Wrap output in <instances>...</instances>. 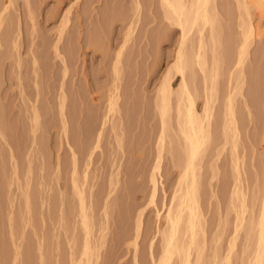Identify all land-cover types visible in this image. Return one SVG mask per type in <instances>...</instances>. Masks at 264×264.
Segmentation results:
<instances>
[{"label":"rangeland","instance_id":"rangeland-1","mask_svg":"<svg viewBox=\"0 0 264 264\" xmlns=\"http://www.w3.org/2000/svg\"><path fill=\"white\" fill-rule=\"evenodd\" d=\"M30 1L32 19L23 0H15L7 10L6 24L1 26V31L7 26L8 36L0 41V126L6 130L0 132V264H72L81 256L85 233L71 186V152L77 155L80 151L86 118L95 111L103 115L114 77L110 61L128 29L118 80L125 151L118 147L117 130L112 129V121L121 114H114L103 127L99 148L93 150L88 167L78 158L75 178L89 218L90 264L95 259L96 264H151L150 253L157 258L161 246L156 228L180 170L171 164L180 157L173 141L171 153L168 149L163 153L154 203H150L149 173L156 153L153 137L159 127L154 97L164 68L173 60L178 34L167 30L165 38L158 39L163 32L160 35L156 0H138V13L135 0H62L58 6L55 0ZM217 3L220 11L215 27L220 49L215 57L206 51L205 73L192 65L188 78L193 95L200 96L203 86L211 84V70L214 66L217 70L212 81L214 126L195 172L201 213L198 232L202 233H197L190 259L192 264H225L223 258L229 253L226 264H248L254 255L253 228L264 195V0L258 7L251 5L248 15L238 9L236 0ZM67 10V26L56 42ZM239 16L254 28L241 78H237L239 70L231 68L239 40ZM88 42L96 49L87 47ZM55 45L61 58L54 52ZM62 61L67 64L64 78ZM230 69L233 79L229 85L243 81L240 93L235 91L233 96L239 129L236 149L228 142L224 146L220 143L219 118L225 110ZM173 76L170 85L175 88L179 77ZM61 82L66 95L65 136L57 106ZM200 101L197 98V103ZM33 103L41 114L38 128L31 133L30 114L25 117L24 110ZM167 127L172 135L176 127L173 109ZM235 182L237 195L231 193ZM157 210L161 216L155 215ZM138 211H142L141 228L134 249L131 240ZM237 223L241 226L235 233ZM177 261L174 257L170 264Z\"/></svg>","mask_w":264,"mask_h":264},{"label":"bare ground","instance_id":"bare-ground-1","mask_svg":"<svg viewBox=\"0 0 264 264\" xmlns=\"http://www.w3.org/2000/svg\"><path fill=\"white\" fill-rule=\"evenodd\" d=\"M14 1L15 0H0V41H2V38L3 40H5L4 39L6 38L5 36H8L7 26L3 28L4 29V31L2 30L3 32L1 31V26L6 24L8 18L7 10L12 5H14ZM55 1L57 3L56 5L58 6V4L62 0H55ZM156 1L159 6L158 10L160 11V12L158 11L160 13V18L158 22L161 24V29H162L160 35L163 32L161 37L158 36V39H162L165 36L164 34L167 30H169V32H173V33L175 32L176 34H178L177 35L178 37H177V42L173 47V60L168 66L164 68L163 73L161 75V80L158 84L156 94L154 97V105L158 111L159 127L153 137L156 153L152 160L150 173H149V181L151 183V192L149 196L150 203L152 204L154 203V196H155L156 182H157L156 175L160 173L161 161H162L161 159L163 153L165 152L166 149H168V151L170 152V147L173 146L171 143L173 141L175 142L174 144L176 145L177 149L179 148L180 150V151L177 150V152H179L178 155L180 157H177L178 156L177 155L176 156L177 159H172V160L170 159V160L172 161L171 164H173V166L175 165H177V167L179 166L180 170L178 172L176 185L174 186L171 195L170 203L168 206H166V209L164 211L165 213L163 212V216H161L162 214L159 215V212L157 210V214H155L156 216L159 215L162 218V222L161 220L159 222L160 217L157 218L160 225H157L156 228V232L159 234L158 236H160L161 246L159 251L160 253L157 258L155 257L154 259L153 254L150 253L152 259L151 264H170L174 257H176L178 260L177 264H192L190 256L192 253V249L195 247L197 242L196 241L197 233L198 234L200 232L202 233V230L198 232V230H200L201 228V224H200L201 213L199 212V205L196 195L197 175L195 172L197 166H199L198 164L201 161L202 154L206 149L207 144H209L208 142L211 137L212 126H214L213 119L215 113L212 112V108H213L212 96L214 94L213 82L216 80L217 75L215 74L217 70L215 66L211 70V73L209 75L211 84L208 86H203L202 95L200 96L196 94L193 95L192 90L188 86V80H189L188 78L191 77L190 68L192 65H197L199 71L205 73L204 70L205 67L203 68V66H205V60H203L205 59V57L203 58V55H205L206 51H210L213 57L217 56L218 49H220V45L219 43L216 42L217 31L215 27V17L218 15L220 8L217 3V0H156ZM260 1L261 0H236V4L238 9L242 8L245 15H248L249 12L247 10H250L248 8L251 7V5L257 6L258 4H260ZM134 2H135V11L138 13L139 11L138 0H135ZM23 5L29 15V18L32 19L31 1L23 0ZM69 11L70 10H67L65 11V13H63V16L61 18L60 24L57 29L56 42H59L60 39L62 38L65 26H67L66 23L69 19L68 18ZM137 13L135 14L137 15ZM247 23L246 22L243 23V21H241V18L239 16V23H238V27L240 29L239 40L234 50L235 60H233L234 62L231 66L232 69L235 68L237 69V71L239 70L238 71L239 74L237 78L239 77L241 78V74H242L241 65L243 64L242 63L243 58L245 55H247L246 53H248L247 50L249 49L248 46L250 45V43H252L251 41H253L252 30L254 28L251 26V23L249 22ZM124 35L125 36L123 38L122 43L113 53L114 54L113 61L112 60L110 61L112 62L110 66L111 67L110 71L112 70L114 77L112 78L113 83L111 89L109 90L110 93L107 98V104L103 112V115L101 113L102 116H100V113L98 114L95 111L92 113V115H89V117L86 118V120L88 121L87 122L88 125L84 126L85 128L83 129L81 128V133L83 134L81 135L83 136L82 142H81L82 138L81 137H80L81 139L79 138L81 142V146H80V151L77 155L79 154L80 155L77 156L75 155L74 152H71L72 153V161H71L72 171H70L72 173L71 186L72 189L75 191V194L77 195L76 199L78 200V211L80 217L79 222L84 229L83 232L85 233L84 234L85 239L81 250V256L72 264H90L91 263L90 257L93 255L87 240V235L89 233L88 232L89 218H87V212H86L87 207H85V203H84L85 201L83 200V194H82L83 191L79 187L80 184L78 185L77 180L75 178L76 162L79 158L85 161V163L84 162L83 163L86 168L88 167L93 150L99 148L98 143L101 138L100 136L103 127L105 123L109 122L108 121L110 120L109 117L113 116L114 114H121L118 115V117L116 116L117 121L116 119L113 120L114 118L112 119L113 120L112 129L117 130V132H114V134L116 133L115 135H116L118 147L122 148L123 126L121 120L123 121L124 118H122V113H119L122 111L120 108V102L118 100L120 96L118 91L119 88L118 85L120 84H118L119 82L118 80H119V74L121 72L120 68L122 67L120 63H121L123 47L128 36L130 35L129 29L128 31H125ZM193 36L195 37L194 42L190 41L191 43L188 44L190 38L192 39ZM206 41H208L210 44L208 45L207 44L208 42ZM87 47H91L94 50L96 49L95 45L91 42H88ZM54 52L56 56L60 57L56 45L54 46ZM33 63H35V60H33ZM62 67H63L62 78H64L67 71L66 70L67 64L64 61H62ZM232 69L228 71L229 73L227 75L228 84H227V90L225 92L226 95L224 100L225 110L223 116L219 118L222 119L220 120L221 122L216 117L217 122L219 121V124H221V127H219L221 129L220 131L222 132V136H220L221 137L220 143L223 142V144L221 145L224 146L228 142L230 144L231 149H233L236 146L237 137L239 133L238 124L236 121L237 117H235L236 112H234L235 108H234L233 96L235 91L240 93V90L242 88L241 85L243 82L242 79H240L239 81L240 84L238 82L237 85L235 86H232V84L229 85L230 79L232 78L231 76ZM33 72L34 75L36 76V71L33 70ZM173 75L179 77L178 85L175 88H172L170 85L171 78L174 77ZM203 76L204 78H206L204 74ZM18 79L20 78L18 77ZM62 86L63 83L61 82L60 83L61 92L59 94L57 106L59 112V119L61 122L60 129L63 135L65 136L67 134L68 127H67V117H66L67 113L65 110L66 95L62 91ZM197 98L201 100L200 103H197ZM172 109L174 110V119H175L176 127L174 133L170 135L168 134L167 121L169 119L170 111ZM38 110L40 109H38L37 105H35L34 103L30 105L29 108H26L24 110L25 117L30 114L29 116L32 123L28 129L30 130L31 133H34V131L38 128L37 127L38 123H40L39 116L41 113L39 114L40 111ZM113 117H115V115ZM41 127L39 126V128ZM5 131H6L5 128L3 127L1 128L0 126V132L3 133ZM78 133L80 134V132ZM236 148L237 147H235L234 149ZM221 149L223 148L221 147ZM72 150L75 151L74 148L71 149V151ZM122 150L123 152L125 151L124 148H122ZM86 168L83 172L84 177L86 174ZM237 168L238 167H236V164H234L236 182L238 181ZM236 182L233 186L234 187L233 191L231 192L234 195H237L238 192V187L236 185L238 182L237 183ZM261 207L262 208L259 217H257L258 219L256 218L257 221L255 220L256 223H254L255 228H253L255 231L254 252L252 251L254 255L251 254L253 256L252 257L253 259H251V261H247L249 262L248 264H264V195H263V202ZM141 214L142 211H140L137 214V217L135 219L134 236L133 239L131 240V244L133 245L134 249H136L135 248L136 239L137 236L139 235L141 228ZM239 226L241 225L240 224L236 225L235 229L233 228L235 233L237 232ZM235 233L230 241L231 242L230 249L234 247L233 244L235 243L234 239L236 237ZM151 239L153 240V238ZM152 240L149 244V247H151ZM134 256L135 255H133V257ZM198 256L199 254H197L196 258H198ZM95 257L97 258L98 254ZM228 257H229V253L227 256H225V258H223V260L224 261L226 260L228 262L227 260ZM95 260L93 264L97 263ZM197 261L198 260H196L195 262ZM227 262H225V264ZM193 264L196 263L193 262Z\"/></svg>","mask_w":264,"mask_h":264}]
</instances>
